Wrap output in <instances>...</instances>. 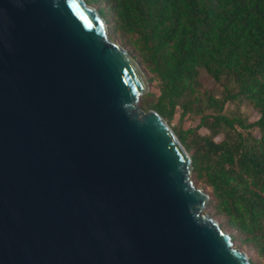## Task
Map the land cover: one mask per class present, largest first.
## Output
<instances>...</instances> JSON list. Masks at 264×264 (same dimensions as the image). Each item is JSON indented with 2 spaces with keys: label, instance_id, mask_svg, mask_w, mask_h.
Here are the masks:
<instances>
[{
  "label": "water",
  "instance_id": "1",
  "mask_svg": "<svg viewBox=\"0 0 264 264\" xmlns=\"http://www.w3.org/2000/svg\"><path fill=\"white\" fill-rule=\"evenodd\" d=\"M147 91L85 0H0V264H251Z\"/></svg>",
  "mask_w": 264,
  "mask_h": 264
},
{
  "label": "trees",
  "instance_id": "2",
  "mask_svg": "<svg viewBox=\"0 0 264 264\" xmlns=\"http://www.w3.org/2000/svg\"><path fill=\"white\" fill-rule=\"evenodd\" d=\"M85 1L97 4L155 82L144 109L169 124L178 113L171 128L191 157L193 179L210 189L208 202L232 239L254 248L251 264H264V0ZM202 70L221 85L220 96L203 85ZM242 103L258 118L249 121ZM184 116L197 125L181 127Z\"/></svg>",
  "mask_w": 264,
  "mask_h": 264
},
{
  "label": "rangeland",
  "instance_id": "3",
  "mask_svg": "<svg viewBox=\"0 0 264 264\" xmlns=\"http://www.w3.org/2000/svg\"><path fill=\"white\" fill-rule=\"evenodd\" d=\"M89 5H91V6H93V7H95V8H97V4L96 3H91V4H89ZM108 35H109V37L114 41V42H116V43H120L121 45H123L124 47H125V49L127 50V52L129 53V47L127 46V45H125V43H123L122 41H121V39H120V37L118 36V35H116V34H114L113 32H112V28H110V26H109V24H108ZM130 54V53H129ZM131 55V54H130ZM135 59V58H134ZM135 61L141 66V68H142V70L144 71V73H145V77H146V79H147V72H146V70H145V68L143 67V65H141L140 64V62L137 60V59H135ZM200 79H201V82L203 83V85L207 88V89H210V90H212V91H214V93L217 95V96H220L221 94H222V92H221V90H222V87H221V85L219 84V83H217L216 81H214V79H212L204 70H202L201 71V74H200ZM148 91H155V92H158V90H157V86H156V84H155V82L154 83H152V84H149L148 83ZM147 91V92H148ZM145 95V94H144ZM143 95V96H144ZM143 96H142V98H143ZM142 98H141V101H140V105L142 106V104H143V100H142ZM233 105H232V103L231 102H228L227 104H226V108H230V107H232ZM143 107V106H142ZM144 108V107H143ZM145 110V109H144ZM239 110L241 111V113L246 117V118H248L249 119V121H254L255 119H257L258 117H257V113L254 111V109H252V107L251 106H249L247 103H242V104H240V107H239ZM177 115H178V113H175V115H174V119H173V121L169 124L170 125V127H171V125H173L174 123H177L178 121H179V119L177 118ZM197 123H198V120L197 119H195V118H193V117H191V116H184L183 118H182V120H181V122H180V126L181 127H183L184 129H187V128H194L196 125H197ZM199 133H201V134H203V133H206V130L205 129H203V128H200L199 130ZM218 139V138H217ZM191 179L194 181V183H195V185L198 187V188H200V189H202L205 193H207L208 194V200H207V203H206V205L204 206V208H203V212H205L206 214H208V216H210L214 221H216L218 224H219V226L223 229V230H225L226 232H228L229 234L232 232V229H229L227 226H225V224H224V222H223V220H222V218L221 217H218V216H216L214 213V208H213V203H210L209 204V202L208 201H210V199H211V195L209 194V188L208 187H206L205 185H203V184H201V183H199V182H196L194 179H193V174L191 173ZM221 224V225H220ZM233 246L234 247H237V248H239L240 250H242L247 256H248V258L249 259H252L253 261H255V262H257V254H256V252H255V250H254V248L253 247H251V246H246V245H241L240 243H239V241L238 240H236V239H234L233 240Z\"/></svg>",
  "mask_w": 264,
  "mask_h": 264
}]
</instances>
